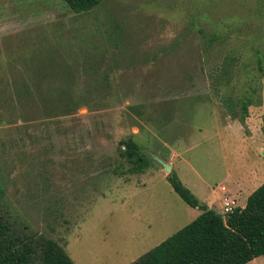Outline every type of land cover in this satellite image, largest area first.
<instances>
[{"label": "rangeland", "instance_id": "1", "mask_svg": "<svg viewBox=\"0 0 264 264\" xmlns=\"http://www.w3.org/2000/svg\"><path fill=\"white\" fill-rule=\"evenodd\" d=\"M263 142L264 0H0V213L75 264L139 260L201 212L171 171L218 190Z\"/></svg>", "mask_w": 264, "mask_h": 264}, {"label": "trees", "instance_id": "2", "mask_svg": "<svg viewBox=\"0 0 264 264\" xmlns=\"http://www.w3.org/2000/svg\"><path fill=\"white\" fill-rule=\"evenodd\" d=\"M76 12L88 11L102 0H64ZM245 113L248 110L245 108ZM129 171L144 173L151 165L138 143L123 142ZM167 178L174 191L201 213L132 264H247L264 257V183L226 217L202 203L176 171ZM0 264H75L56 240L18 232L0 213Z\"/></svg>", "mask_w": 264, "mask_h": 264}, {"label": "crops", "instance_id": "3", "mask_svg": "<svg viewBox=\"0 0 264 264\" xmlns=\"http://www.w3.org/2000/svg\"><path fill=\"white\" fill-rule=\"evenodd\" d=\"M250 120L251 119L249 118L246 123H250ZM244 139L247 138H243V142L246 141ZM260 149H264V142L261 144ZM262 154H264V150L262 151ZM250 158L251 155H248L246 157V160H244V156L239 158L238 162H236V167L240 169L238 176H233L231 173H227V175L220 182L218 190H208V187L204 188V180H202L201 182L199 179H197L196 175L191 181L184 180L182 177H180V175L179 177L202 203L206 204L209 208L212 209H214L217 204H220V208L222 210V213L220 214L225 215L223 213L222 205L223 200L226 196L235 197L237 199L238 207L243 208L247 204L249 195L262 183H264V161L257 162L255 160H249ZM171 163L174 166V163L172 161ZM259 261L261 264L264 263V260L261 257H256L247 264H255L256 262V264H259Z\"/></svg>", "mask_w": 264, "mask_h": 264}, {"label": "built area", "instance_id": "4", "mask_svg": "<svg viewBox=\"0 0 264 264\" xmlns=\"http://www.w3.org/2000/svg\"><path fill=\"white\" fill-rule=\"evenodd\" d=\"M238 207L237 199L235 197H228L226 196L223 200V213L228 214L235 210Z\"/></svg>", "mask_w": 264, "mask_h": 264}, {"label": "water", "instance_id": "5", "mask_svg": "<svg viewBox=\"0 0 264 264\" xmlns=\"http://www.w3.org/2000/svg\"><path fill=\"white\" fill-rule=\"evenodd\" d=\"M164 164H165V166H166L167 170L169 171V170H170V168H171V166H170L169 164H166V163H164Z\"/></svg>", "mask_w": 264, "mask_h": 264}]
</instances>
